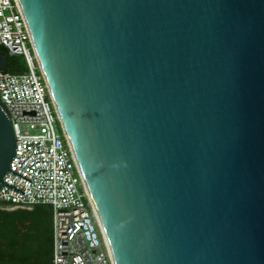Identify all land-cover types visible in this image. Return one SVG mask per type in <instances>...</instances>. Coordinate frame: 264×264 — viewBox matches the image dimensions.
I'll use <instances>...</instances> for the list:
<instances>
[{"label": "water", "instance_id": "95a60500", "mask_svg": "<svg viewBox=\"0 0 264 264\" xmlns=\"http://www.w3.org/2000/svg\"><path fill=\"white\" fill-rule=\"evenodd\" d=\"M18 2L114 264H264V0Z\"/></svg>", "mask_w": 264, "mask_h": 264}, {"label": "built area", "instance_id": "2783aa9c", "mask_svg": "<svg viewBox=\"0 0 264 264\" xmlns=\"http://www.w3.org/2000/svg\"><path fill=\"white\" fill-rule=\"evenodd\" d=\"M0 46L22 72L0 71V99L14 128L15 153L0 204L51 207L52 264H114L41 69L18 0H0Z\"/></svg>", "mask_w": 264, "mask_h": 264}, {"label": "flooded vegetation", "instance_id": "af4514ba", "mask_svg": "<svg viewBox=\"0 0 264 264\" xmlns=\"http://www.w3.org/2000/svg\"><path fill=\"white\" fill-rule=\"evenodd\" d=\"M25 209L0 204V264H51L49 222Z\"/></svg>", "mask_w": 264, "mask_h": 264}, {"label": "trees", "instance_id": "16d2710c", "mask_svg": "<svg viewBox=\"0 0 264 264\" xmlns=\"http://www.w3.org/2000/svg\"><path fill=\"white\" fill-rule=\"evenodd\" d=\"M0 51H6L3 46H0ZM25 69V64L23 62V59L20 56L15 55H8L7 60V71L12 73H18L22 72ZM33 210L26 211L25 207H19L25 209V211L18 210L19 212L28 213V214H35L36 218L39 220L46 219L49 222V229L47 234H50V240H51V230H52V220H51V208L48 204L45 203H38L34 204ZM52 259V252L50 253V260ZM52 264V261H51Z\"/></svg>", "mask_w": 264, "mask_h": 264}, {"label": "rangeland", "instance_id": "374dc122", "mask_svg": "<svg viewBox=\"0 0 264 264\" xmlns=\"http://www.w3.org/2000/svg\"><path fill=\"white\" fill-rule=\"evenodd\" d=\"M51 208V207H50Z\"/></svg>", "mask_w": 264, "mask_h": 264}]
</instances>
